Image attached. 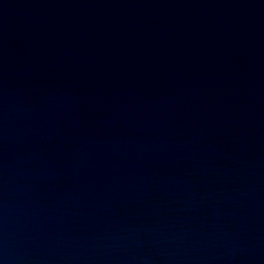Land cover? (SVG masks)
Masks as SVG:
<instances>
[{
	"label": "water",
	"instance_id": "water-1",
	"mask_svg": "<svg viewBox=\"0 0 264 264\" xmlns=\"http://www.w3.org/2000/svg\"><path fill=\"white\" fill-rule=\"evenodd\" d=\"M0 264H264V0H0Z\"/></svg>",
	"mask_w": 264,
	"mask_h": 264
}]
</instances>
